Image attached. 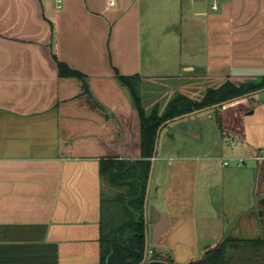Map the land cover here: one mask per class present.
<instances>
[{
    "label": "crops",
    "instance_id": "0c3cea01",
    "mask_svg": "<svg viewBox=\"0 0 264 264\" xmlns=\"http://www.w3.org/2000/svg\"><path fill=\"white\" fill-rule=\"evenodd\" d=\"M161 34L176 94L264 80V0H0V264H100V162L143 159L144 46ZM57 61L84 78L60 76ZM135 75L138 99L119 77ZM203 113L211 135L188 121ZM262 149L264 87L165 121L146 262L223 252L225 264H264Z\"/></svg>",
    "mask_w": 264,
    "mask_h": 264
},
{
    "label": "trees",
    "instance_id": "16d2710c",
    "mask_svg": "<svg viewBox=\"0 0 264 264\" xmlns=\"http://www.w3.org/2000/svg\"><path fill=\"white\" fill-rule=\"evenodd\" d=\"M60 76L78 77L84 75L57 61ZM138 99L140 77L119 76ZM264 87L262 82H245L239 86L228 82L218 89H208L199 101L176 94L160 114L156 104L148 113L140 107L142 120V160L127 161L102 159L100 175L104 183L101 200L100 264H140L145 257L144 204L147 193L151 158L153 157L158 128L167 120L191 113L195 110L216 105ZM223 252L212 253L209 258L190 264H225ZM155 254L152 259H159ZM168 260V263H171ZM150 264H165L152 262Z\"/></svg>",
    "mask_w": 264,
    "mask_h": 264
},
{
    "label": "rangeland",
    "instance_id": "374dc122",
    "mask_svg": "<svg viewBox=\"0 0 264 264\" xmlns=\"http://www.w3.org/2000/svg\"><path fill=\"white\" fill-rule=\"evenodd\" d=\"M164 40H165V37H162V34L157 35L154 38V41L152 40V44L148 52L146 50V46H144L145 62L148 61L147 58L149 56V65L151 66L152 71H144L145 76L143 77V85L141 86V89L144 90L143 88L145 86L147 93L145 94L141 93L140 97L142 98L143 106L148 113H150L152 111L151 109L153 108L152 107L148 111L147 108L149 107V104L152 106L158 103L159 105L163 106L166 104L167 101H170L176 95V91H175L176 82L173 81V76H170L175 71H164V67H163L167 61H164L163 60L164 58L162 57H164V55L168 56L169 51L171 49V48H168V46H171V44L165 45L164 43H161V41L164 42ZM136 88H138V85H136ZM188 121L190 122V124L192 125L194 124V126L196 125L197 128L199 127V125H201V122L204 123V127L209 132L208 135H211L212 128L209 122H211V125L213 124H212V120L208 119L207 113L198 114L196 116H193ZM171 131H174V130H171ZM176 136H177L176 140L178 142H181V141L184 142V139L190 141L188 137L185 138L184 136H181L178 134H176ZM162 139H165V133L163 134ZM151 199L153 200V194H152ZM170 254L173 260L176 263H178L179 262L178 256H180V259H181V255L183 253L179 250H176V251H170ZM196 254L198 256H195V257H199V251Z\"/></svg>",
    "mask_w": 264,
    "mask_h": 264
},
{
    "label": "water",
    "instance_id": "95a60500",
    "mask_svg": "<svg viewBox=\"0 0 264 264\" xmlns=\"http://www.w3.org/2000/svg\"><path fill=\"white\" fill-rule=\"evenodd\" d=\"M152 168H151V174H150V179H149V183H148V187H147V195H146V200H147V198H148V194H149V191H150V183H151V175H152ZM165 225H164V223L163 222H160L159 223V225L157 226V227H155V230H154V235H153V237L154 238H156L159 234H160V232H161V230H162V228L164 227ZM147 254H148V249H146V252H145V258H144V261L142 262V263H140V264H150L152 261H147L146 262V258H147ZM154 262H163V261H154ZM164 263H166V264H169V263H167V262H164Z\"/></svg>",
    "mask_w": 264,
    "mask_h": 264
},
{
    "label": "built area",
    "instance_id": "2783aa9c",
    "mask_svg": "<svg viewBox=\"0 0 264 264\" xmlns=\"http://www.w3.org/2000/svg\"><path fill=\"white\" fill-rule=\"evenodd\" d=\"M58 2L60 3L61 0H58ZM58 7L60 8L61 5H58ZM216 8V6H215ZM253 159L256 161V162H260V161H263L264 160V149L262 150H258L256 152V154L253 156ZM244 163V159H240V164ZM225 164L227 165L228 162H225Z\"/></svg>",
    "mask_w": 264,
    "mask_h": 264
}]
</instances>
